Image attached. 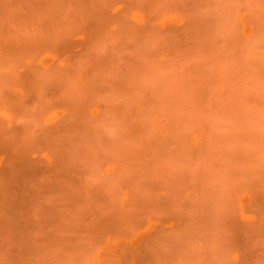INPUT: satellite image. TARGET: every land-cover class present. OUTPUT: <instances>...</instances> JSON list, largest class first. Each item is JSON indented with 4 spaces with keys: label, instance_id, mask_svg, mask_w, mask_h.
<instances>
[{
    "label": "rangeland",
    "instance_id": "374dc122",
    "mask_svg": "<svg viewBox=\"0 0 264 264\" xmlns=\"http://www.w3.org/2000/svg\"><path fill=\"white\" fill-rule=\"evenodd\" d=\"M0 264H264V0H0Z\"/></svg>",
    "mask_w": 264,
    "mask_h": 264
}]
</instances>
